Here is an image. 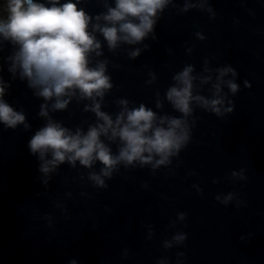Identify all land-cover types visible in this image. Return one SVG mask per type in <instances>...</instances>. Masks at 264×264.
<instances>
[{
    "label": "water",
    "instance_id": "1",
    "mask_svg": "<svg viewBox=\"0 0 264 264\" xmlns=\"http://www.w3.org/2000/svg\"><path fill=\"white\" fill-rule=\"evenodd\" d=\"M80 7L93 16L106 11L102 0H82ZM97 38L103 55L92 59L108 61L113 87L96 99L113 120L121 99L129 109L144 103L161 116L180 117L165 93L188 65L197 77L194 97L212 98L216 68L236 70L239 91L232 95L222 85L228 95L221 110L232 111L218 117L193 100L190 138L179 153L158 166L159 157L144 165L118 163L110 177L101 176L106 187L90 178L100 173L99 161L86 168L66 160L45 177L28 147L45 123L38 115L44 101L8 73L6 43L0 75L11 86L4 99L31 127L0 122V264H264V0H169L141 43L109 51ZM137 48L140 55L131 58ZM92 104L77 95L52 112L49 102V115L86 133L98 122L85 111ZM101 139L117 152L118 139ZM229 193L233 198L224 203Z\"/></svg>",
    "mask_w": 264,
    "mask_h": 264
},
{
    "label": "clouds",
    "instance_id": "2",
    "mask_svg": "<svg viewBox=\"0 0 264 264\" xmlns=\"http://www.w3.org/2000/svg\"><path fill=\"white\" fill-rule=\"evenodd\" d=\"M81 2L0 0V52L4 51L6 43L11 46V53L5 58L9 64L8 73L13 80L18 77L22 82L26 81L33 95L44 101L38 115L45 118V123L28 142L30 153L39 155V171L47 177L66 160L73 166L79 160L86 168L99 161L103 165L100 173H92L90 178L99 186L106 187L101 176L110 177L118 163L130 165L139 161L144 165L159 157L154 165L158 166L178 154L190 138L186 117L192 112L193 100L200 108L218 117L231 112L232 108L221 110L220 106L228 95H222V85L226 84L229 92L235 95L239 91L235 82L238 73L231 65L216 68L218 76L212 85V98L202 94L194 97L193 81L197 77L191 75L194 68L188 65L173 76L175 83L165 93L173 110L181 113L180 117L161 116L144 103L129 109V102L121 99L118 103L123 108L113 120L110 114L101 111V103L96 99L103 100L106 91L113 87L111 76L106 74L108 61L92 59L93 53L96 57L103 55L97 33L103 37L109 51L120 44H139L153 32L158 13L163 12L169 0H113L112 3L102 0L106 11L94 16L80 7ZM140 51L135 49L130 57L139 56ZM205 71L210 70L205 68ZM229 74L233 79L225 81L224 77ZM210 80V76L203 77L201 83ZM10 86L0 75V122L6 128L24 125L25 130H29L31 126L26 123L24 112L15 110L4 99L6 88ZM245 86L250 87L247 81ZM77 95L80 99L93 101L85 111L94 112L98 118L96 124L89 125L86 133L79 127L73 133L49 115V102L52 112L65 110ZM156 107H162L159 100ZM102 136L109 142L119 140L115 154L110 144L101 139ZM49 154L51 159H46ZM232 175L238 173L233 172ZM239 175L244 179L242 174ZM44 183L47 184V180ZM233 195L229 193L224 203ZM184 215L181 214L180 218L183 219ZM174 239L183 241L186 236L177 235Z\"/></svg>",
    "mask_w": 264,
    "mask_h": 264
}]
</instances>
